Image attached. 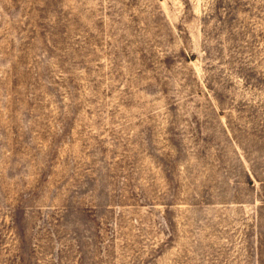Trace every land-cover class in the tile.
<instances>
[{"label":"rangeland","instance_id":"obj_1","mask_svg":"<svg viewBox=\"0 0 264 264\" xmlns=\"http://www.w3.org/2000/svg\"><path fill=\"white\" fill-rule=\"evenodd\" d=\"M0 264H264V0H0Z\"/></svg>","mask_w":264,"mask_h":264}]
</instances>
